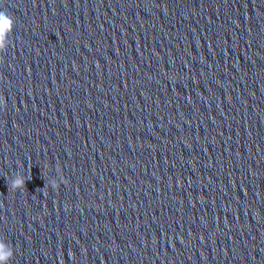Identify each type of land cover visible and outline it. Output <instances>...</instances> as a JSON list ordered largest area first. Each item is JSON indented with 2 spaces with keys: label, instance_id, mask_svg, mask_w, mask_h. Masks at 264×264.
Segmentation results:
<instances>
[{
  "label": "clouds",
  "instance_id": "obj_1",
  "mask_svg": "<svg viewBox=\"0 0 264 264\" xmlns=\"http://www.w3.org/2000/svg\"><path fill=\"white\" fill-rule=\"evenodd\" d=\"M12 19L13 18L6 11H0V22H2L3 30L5 32L10 30V24L12 22ZM3 105H4V98L2 96H0V107H2ZM24 184H25L24 180H17V181H13L12 187H14V188L22 187V186H24ZM51 186L53 188H57L58 182L56 181V183L51 184ZM6 259H7L6 256L0 255V264H3L4 260H6Z\"/></svg>",
  "mask_w": 264,
  "mask_h": 264
}]
</instances>
